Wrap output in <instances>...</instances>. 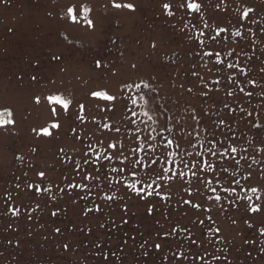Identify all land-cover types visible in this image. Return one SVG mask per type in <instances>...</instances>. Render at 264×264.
Listing matches in <instances>:
<instances>
[{
	"label": "rangeland",
	"instance_id": "rangeland-1",
	"mask_svg": "<svg viewBox=\"0 0 264 264\" xmlns=\"http://www.w3.org/2000/svg\"><path fill=\"white\" fill-rule=\"evenodd\" d=\"M116 2L134 3L135 10L116 9L112 0H87L95 25L89 28L82 18L79 24L64 18L69 0H0V111L11 109L15 121L0 125V264H264V191L259 200L243 191L264 190V152L258 151L264 148V0H196L202 5L199 13L179 7L186 0ZM164 3L172 4L174 15L167 14ZM247 8L254 11L242 19ZM218 28L228 31L217 36ZM208 51L219 56H204ZM229 63L236 67L228 68ZM141 82L154 91L123 88ZM101 90L117 100L91 96ZM140 91L154 97L151 121L142 114L143 101L132 105L128 100ZM53 94L72 99L73 105L70 114L59 116L60 128L45 135L41 129L54 118L44 97ZM79 103L85 105L83 120L75 118ZM101 109L111 110L102 114ZM129 109L138 115L132 117ZM153 128L157 139L146 140ZM212 139L238 152L209 157ZM167 140L173 144L165 148L161 141ZM110 142L118 143L110 150L114 157L122 143L123 154L140 161L136 177L125 172L124 179L111 171L122 165L119 157L103 160ZM90 145L100 153L98 165L91 162L96 155ZM218 150L223 151L219 143ZM177 151L180 155L173 156ZM197 152L217 170L228 168L220 173V183L212 172L198 171L199 179L191 175ZM157 157L159 163L151 165L149 158ZM165 157L170 162L182 157L188 167L165 163ZM162 169L168 171L157 180ZM88 173L97 179L85 180ZM232 175L240 184H231L236 192L226 193L222 189ZM205 179L213 183L205 185ZM153 180L161 196L154 192L141 199L127 187ZM210 187L217 188L219 202L207 199L215 195ZM165 194L168 199H162ZM246 195L252 200L238 198ZM256 203L261 209L252 212ZM13 209L19 211L13 214Z\"/></svg>",
	"mask_w": 264,
	"mask_h": 264
},
{
	"label": "snow or ice",
	"instance_id": "snow-or-ice-1",
	"mask_svg": "<svg viewBox=\"0 0 264 264\" xmlns=\"http://www.w3.org/2000/svg\"><path fill=\"white\" fill-rule=\"evenodd\" d=\"M112 7L116 8V9L126 8V9H129V10H132V11L135 10V4L134 3H123L122 4V3H117L116 0H112ZM162 7L167 12V14L169 16L174 15V13L172 11V7L173 6H172L171 3H164ZM179 7L186 8L189 12H192V13H199L201 11L202 5L200 3H197L196 0H186V2L181 3L179 5ZM253 11H254V9L247 8L241 14L242 19H247L249 17V14L251 12H253ZM91 12H92V8L87 3V0H69V4L65 8L63 16H64L65 19L71 20L73 24H79L81 22V18H82L83 19V23H85L89 28H93L95 26L94 22H93L92 19L89 18V14ZM205 27H208V25L205 24ZM227 31H228L227 28H218L216 35L219 36L220 33L227 32ZM200 35H203V33H200ZM235 35L239 37V36L242 35V33L239 30H237L235 32ZM211 40L213 42H215L216 41V36L211 37ZM200 43L203 44L204 41L201 40ZM153 46H155V45H153ZM231 54L232 53L230 52L229 55H231ZM203 55L211 58L214 55L218 57L219 53H214L212 51H208V52L203 53ZM218 62L222 63V61H218ZM96 64H97V67H101L102 66L100 61H97ZM227 67L228 68H234V67H236V65H234L232 63H229L227 65ZM262 71H264V70H262ZM244 74L246 75V73H244ZM193 75H198V73L193 72ZM33 79H35V77H33ZM228 79L232 80V77L229 76ZM215 83H219V80L215 81ZM248 83H251L252 85H256V81H254V80H250V81H248ZM123 88L127 89L129 91H131L133 88H135L137 90L149 89L150 91H154V89H152L151 85L149 83H146V82L131 83V84L126 83V84L123 85ZM240 91L244 92V88L241 87ZM204 94L207 95V93H204ZM228 94L232 95L233 93L230 91ZM246 95L252 96L253 93L252 92H247ZM91 96L96 98L98 101H104V102H115L117 100V97L115 95L109 94L107 90L93 91V92H91ZM128 100H130L132 105H137L138 101H143L142 108L145 109L143 111V113H142L143 116L147 117L148 120H150V121L153 120V116L149 114V106L153 104L154 97L148 96L143 91H140L135 96H129ZM44 101L48 105H50V109L49 110H50V113L52 114L54 120L50 124L49 127H45L43 129H41V132L43 134H45V135H51L52 133L49 130L50 128L51 129H59L60 126H61L60 122H59V116L61 114H70V108L73 105V100L70 99V98L65 97L64 95L53 94V95L45 96L44 97ZM35 102L37 104H40L41 103V97L40 96H36L35 97ZM225 107H227V105H225ZM108 110H111V109H101L100 111L103 114L104 111H108ZM84 111H85V105L83 103H79L78 104V110H77V112L75 114V118L77 120L85 119V117L83 115H81L82 113H84ZM129 111H131V109H129ZM12 115H13V113H12L11 109L5 108L2 111H0V125L14 124L15 121L11 119ZM137 115H138L137 112L131 111V116L132 117H136ZM248 115H252V114L248 113ZM193 118L195 119V117H193ZM130 122L132 124H136L137 123L136 120H131ZM221 123H223V121H221ZM254 126L255 127H260L261 125L259 123H257ZM104 128H107V129L111 130L112 129V125L105 124ZM34 131H35V129H34ZM114 131L116 133H119L120 132V128L116 127L114 129ZM136 131L140 132L141 129L139 127H137ZM151 132H155V129L154 128L151 129V131L147 134L145 139L146 140L155 141L157 139V136L151 135ZM157 135H159V133H157ZM197 135H199V133H197ZM137 139H140V137H137ZM161 143L163 144V146L165 148H168V147H170L173 144V140L161 141ZM218 143H219V148H222L223 151H219L218 150ZM209 145L210 146L207 148V154H208L209 157L224 158V157L228 156L229 153L238 152L237 147H235V146L227 147V146L224 145L223 141L217 142L215 139L210 140L209 141ZM148 147L150 149H152L153 153L156 152V147H154L151 143L148 144ZM192 147H195V145H192ZM117 148H118V143L117 142H110L106 147H104L103 148V153L104 154H103V157H102L103 160L111 161L115 157L121 158L120 162H121L122 166L119 167V168L113 167L111 169V171L115 172V173H119L124 179H126V177H124V173L125 172H129V174L132 177H136L138 175V172L136 170V165L139 164L140 161L139 160H131L128 156H125L123 154V144L122 143L119 145V150L116 152L115 157H114V154L110 150L117 149ZM176 148L179 150L180 149V145L177 144ZM89 150L96 155V159L91 161L92 164L93 165H98L100 163V153L97 152V150L95 148H93L91 145L89 146ZM141 150H143V149H141ZM132 151H133V153H135L136 149H133ZM244 151H247V149H244ZM258 151L264 152V148H260V149H258ZM84 155H85L84 163L87 164V163H89V160L91 158L88 156L87 152ZM172 155L173 156H179L180 153H179V151H177L175 153H172ZM185 155L188 156V157H192L193 153L186 152ZM149 159L151 161V165H155V164L159 163V157H157L155 159H152V158H149ZM240 159L246 161L248 158H246L245 156L241 155ZM233 160H234V166H238L240 161L239 160H235L234 158H233ZM252 160H253V162H258V161L255 160L254 157H252ZM165 163H179V164H184L185 167H188V163L186 161H184V159L182 157H181V159L178 162L167 161V157H165ZM79 167H80V165H77V168H79ZM101 167H103V165H101ZM193 169H195V171ZM95 171L99 172V168H96ZM148 171L151 173V172L154 171V169L149 166L148 167ZM165 171H168V169H162L161 174L157 176V180H159L162 177L163 172H165ZM189 171L191 172V175L193 177H197V172L198 171H200V172H212L213 173V178L215 179L216 183H220V179H219L220 173L227 174L229 170L226 167H220L219 170H217V165L213 164L210 159L202 158V154L197 152L196 155H195V158H193L191 160V167L189 168ZM179 175L180 176H184L185 173L180 172ZM38 176L43 178L45 176V173L43 171H41V172L38 173ZM250 177H251V172H248L247 175L244 177V179L247 180ZM84 179L85 180H95V179H97V177L93 176L91 173H88V174H86L84 176ZM197 179H199V177H197ZM139 183L141 185L140 187H137V183L128 184L127 187L132 189L133 191H135L136 194L141 197V199H146L147 197H151L154 192H155V194L157 196H161L160 192L155 191V189L152 188L153 184H156V180H153L151 183L147 184L146 186L143 184L142 181L139 182ZM203 183L205 185H211L213 183V181L205 179L203 181ZM233 183L236 184L237 186H239V184H240V181L238 179H236L235 175H232V176L229 177V187H224L222 190L224 192H226V193L227 192L235 193L236 192V188L231 187V184H233ZM81 186L82 187H87V184H84V185L71 184V185H69V187H72V188L81 187ZM29 187H35V185H29ZM146 188L147 189H152V191H147L146 192ZM42 190L43 189H37V191H42ZM61 191H63V190H61ZM186 191L189 192V195L192 194V190L191 189H186ZM197 191H199V190L197 189ZM209 191L211 193L215 194V195H209L207 197V199L215 200L217 202H219L222 199L221 195L217 191V188L210 187ZM243 191L245 193L250 192L252 194H255L256 195V199L259 200L260 196L258 194L261 193L264 190H262L259 187H249V188L243 189ZM145 192H146V195H144ZM238 198L247 199L248 201L252 200V196L251 195L241 196V197H238ZM106 199L111 200L112 197L111 196H107ZM162 199H168V196L165 194L162 197ZM230 202H233V201H230ZM184 204L192 205L193 208H197V209L201 207V205L199 203H195L194 204L192 200H185ZM260 209H261V205L259 203L253 204L251 206V208H250V210L252 212H258V211H260ZM95 210L96 211L100 210L98 205L96 206ZM18 211H19L18 209H13V214H16ZM88 211H92V209H88ZM151 211H152V208L150 207L149 208V212H151ZM52 215H56V213L53 212ZM208 219H211V217H208ZM200 223L203 224L204 221L201 220ZM56 231L59 232L60 229H56ZM173 231H176V229L174 228ZM216 231L219 232V229L217 228ZM262 231H264V229H262ZM165 235H167V233ZM192 243H196V242L192 241ZM65 247H67V245H65ZM155 248L156 249H160L161 245L160 244H156Z\"/></svg>",
	"mask_w": 264,
	"mask_h": 264
}]
</instances>
